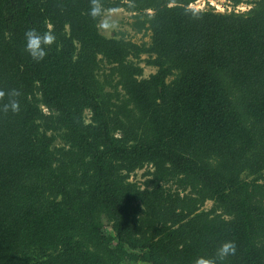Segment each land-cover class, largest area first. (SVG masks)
Wrapping results in <instances>:
<instances>
[{
  "label": "trees",
  "instance_id": "1",
  "mask_svg": "<svg viewBox=\"0 0 264 264\" xmlns=\"http://www.w3.org/2000/svg\"><path fill=\"white\" fill-rule=\"evenodd\" d=\"M194 1L0 0V264H264V0Z\"/></svg>",
  "mask_w": 264,
  "mask_h": 264
},
{
  "label": "rangeland",
  "instance_id": "2",
  "mask_svg": "<svg viewBox=\"0 0 264 264\" xmlns=\"http://www.w3.org/2000/svg\"><path fill=\"white\" fill-rule=\"evenodd\" d=\"M195 0L190 3L189 6L196 9H205L208 6L213 7L216 11H225L231 9L230 2L228 0ZM239 8L235 7V10H246L249 7L247 3H241L238 5ZM133 19L130 16V13L123 8L113 9V10H104L102 12L101 18L99 20V30L105 36H123L134 42H148L149 41V32L142 31L136 32L132 27ZM145 57V56H143ZM143 66V76L149 75L155 69L151 66H147L141 63ZM101 73V71H99ZM144 170L135 171L130 177L132 180L141 182L143 180L142 172ZM212 205L211 201H206L204 204L205 208H209Z\"/></svg>",
  "mask_w": 264,
  "mask_h": 264
},
{
  "label": "clouds",
  "instance_id": "3",
  "mask_svg": "<svg viewBox=\"0 0 264 264\" xmlns=\"http://www.w3.org/2000/svg\"><path fill=\"white\" fill-rule=\"evenodd\" d=\"M101 9L97 3V0H92V7L90 9V15L95 17L100 13ZM25 45L24 50L28 53L30 58L39 62L44 59L47 55V48L51 46L56 37L51 31V25H48V30L41 33L35 28H29L24 33ZM5 93L0 91V98L4 97ZM20 93L13 89L8 93L9 101L3 105V110L8 111L9 109L16 113L19 111V102L16 99ZM237 247L234 241L227 240L220 244L216 250L215 256H198L193 261V264H222L225 258L236 254Z\"/></svg>",
  "mask_w": 264,
  "mask_h": 264
},
{
  "label": "built area",
  "instance_id": "4",
  "mask_svg": "<svg viewBox=\"0 0 264 264\" xmlns=\"http://www.w3.org/2000/svg\"><path fill=\"white\" fill-rule=\"evenodd\" d=\"M208 2H210V4H212L210 0H208ZM236 7L239 8V6H236Z\"/></svg>",
  "mask_w": 264,
  "mask_h": 264
}]
</instances>
